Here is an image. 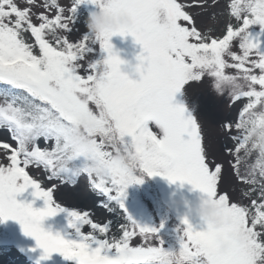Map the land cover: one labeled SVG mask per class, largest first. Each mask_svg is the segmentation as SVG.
<instances>
[{
	"label": "snow or ice",
	"instance_id": "snow-or-ice-1",
	"mask_svg": "<svg viewBox=\"0 0 264 264\" xmlns=\"http://www.w3.org/2000/svg\"><path fill=\"white\" fill-rule=\"evenodd\" d=\"M82 3L126 13L133 26L102 34L87 29L70 41L62 33L77 31ZM51 7L56 15L41 13L36 24L28 7L0 0V85L6 86L0 87V128L15 142H0L10 153L9 163L0 164V222H19L42 249L41 260L60 253L78 264H264V0H230L222 36L199 30L178 0H73L67 16L58 0H51ZM116 35H131L141 46L138 79L121 71L125 62L111 43ZM97 51L106 55L89 61L87 74H80L81 61ZM205 75L214 78L217 92L227 89L233 102L246 98L234 126L225 122L224 127L233 141V147L226 146L234 155L232 167L251 186L244 194L259 186L249 205L218 191L222 165L210 164L198 120L173 102L181 89ZM81 119L91 125L84 136L77 134ZM30 166H42L49 180L65 184L75 185L86 175L106 198L102 207L123 212L122 235H110L112 221L94 222L88 211L57 202L56 185L43 187L29 174ZM141 172L190 184L221 207L219 223L199 220L194 226L185 215L178 249H166L158 229L141 226L124 206L127 188L143 183L134 174ZM29 189L43 207L17 200ZM60 212L67 213L70 231L45 230L43 221ZM136 236L144 242L133 246Z\"/></svg>",
	"mask_w": 264,
	"mask_h": 264
},
{
	"label": "rangeland",
	"instance_id": "rangeland-1",
	"mask_svg": "<svg viewBox=\"0 0 264 264\" xmlns=\"http://www.w3.org/2000/svg\"><path fill=\"white\" fill-rule=\"evenodd\" d=\"M21 8L28 7L33 23L39 24L38 19L41 13L53 18L56 9L51 7V0H34L33 4H28L27 0H15ZM73 0H58L60 6L64 7V15H69L68 9ZM185 4L186 8L194 16L196 27L205 33L213 36H222L225 31L226 22L229 20L227 5L230 0H178ZM48 7H45V4ZM96 9L91 3H82L77 7L76 18L77 31L72 33H62L67 35L70 41L75 42L87 30L86 19L88 15ZM234 22V21H233ZM26 41L34 43V38L30 33L23 34ZM111 43L122 60L126 61L121 65V70L132 79H138L139 74L135 72L138 61L136 57L141 53V46L135 42L131 35H116L111 38ZM234 50H237L234 47ZM38 53V48L36 49ZM106 55L97 51L94 55H89L81 61L83 67L80 74L86 75V68L89 61L102 59ZM226 74H235V70L226 69ZM3 97H0V103ZM174 103L183 104L186 108V115L191 114L198 120L202 129L203 143L207 150L208 160L214 167L216 163L222 165L223 173L219 181L218 191L228 193L233 202L249 205L252 198L259 195V186L255 193L245 195L251 186L240 181L232 165L235 162L234 155L226 151L227 147H233V141L229 138L230 133L224 127L225 122H232L233 126L238 119V111L246 103V98L240 102H233L226 89L222 94L214 87V78L205 75L201 81L190 82L186 89H181L174 97ZM153 131H157L153 126ZM130 139V138H129ZM0 142H7L15 146L11 139V134L7 129L0 128ZM41 146L44 142L39 141ZM53 142H49L51 146ZM7 150L0 149V164L9 163ZM256 153L249 158L248 163H254ZM29 174L41 182L45 188L56 185L54 199L63 206L74 207L78 210L88 211L94 222H108L114 219L115 214L109 212L102 205L106 198L93 190L88 183L86 175L77 178V184H65L59 179L49 180L50 173L46 172L42 166H30ZM243 171V169H241ZM141 176L143 183L132 184L126 190L124 206L134 220L141 226L158 229L157 235L163 241L166 249H178L179 236L182 235L185 225L182 218L186 215L187 209L185 201L191 203L202 196L198 190H193L190 184H181L179 181L170 183L162 176L150 177L147 173H134ZM21 202L33 203V207H43L44 202L32 196L31 189L26 190L17 196ZM122 212V211H121ZM120 222L111 224L110 235L119 237L122 235L120 225L127 223L122 212ZM194 226H199L200 221L196 217H188ZM67 213L60 212L54 217L46 218L43 221L45 230L52 231L53 234L60 232L64 235L67 231ZM90 226H85L84 231H90ZM0 264H78L76 259H65L60 253H53L47 260H41L42 249L37 247L33 237L23 233L19 222L8 219L0 222ZM143 238L136 236L131 241L133 246L143 243ZM153 244L155 240L151 241Z\"/></svg>",
	"mask_w": 264,
	"mask_h": 264
},
{
	"label": "clouds",
	"instance_id": "clouds-1",
	"mask_svg": "<svg viewBox=\"0 0 264 264\" xmlns=\"http://www.w3.org/2000/svg\"><path fill=\"white\" fill-rule=\"evenodd\" d=\"M85 23L86 28L94 34L118 32L122 29H129L133 26V20L128 14L123 12L109 13L101 7H96V9L88 15ZM124 62L126 63V61ZM124 74L128 75L125 72ZM90 129L91 125L86 119L79 120L77 124L78 135L84 136L85 131ZM185 207L187 209L186 215L188 217L194 216L205 223L213 225L218 224L220 221L221 207L213 202L211 198L200 196L194 202L189 203L185 201Z\"/></svg>",
	"mask_w": 264,
	"mask_h": 264
},
{
	"label": "trees",
	"instance_id": "trees-1",
	"mask_svg": "<svg viewBox=\"0 0 264 264\" xmlns=\"http://www.w3.org/2000/svg\"><path fill=\"white\" fill-rule=\"evenodd\" d=\"M0 87H6V86L5 85H0ZM113 207H114V211H112V212L115 214V216H114V219L112 220V223L120 222L121 220H123V218L120 217L122 212H121V210L118 207H115V206H113ZM0 234H1V232H0Z\"/></svg>",
	"mask_w": 264,
	"mask_h": 264
}]
</instances>
